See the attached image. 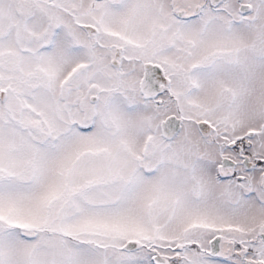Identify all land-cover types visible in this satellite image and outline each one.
<instances>
[{
	"label": "snow or ice",
	"instance_id": "snow-or-ice-1",
	"mask_svg": "<svg viewBox=\"0 0 264 264\" xmlns=\"http://www.w3.org/2000/svg\"><path fill=\"white\" fill-rule=\"evenodd\" d=\"M0 264H264V0H0Z\"/></svg>",
	"mask_w": 264,
	"mask_h": 264
}]
</instances>
